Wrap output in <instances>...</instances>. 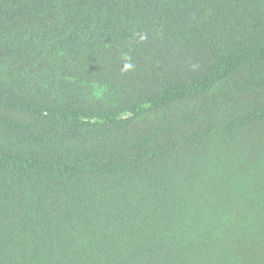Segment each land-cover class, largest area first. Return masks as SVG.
<instances>
[{"label": "trees", "instance_id": "trees-1", "mask_svg": "<svg viewBox=\"0 0 264 264\" xmlns=\"http://www.w3.org/2000/svg\"><path fill=\"white\" fill-rule=\"evenodd\" d=\"M0 264H264V0H0Z\"/></svg>", "mask_w": 264, "mask_h": 264}]
</instances>
